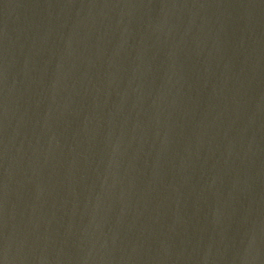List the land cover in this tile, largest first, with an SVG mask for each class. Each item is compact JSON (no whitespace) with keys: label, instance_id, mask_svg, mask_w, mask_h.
I'll return each instance as SVG.
<instances>
[{"label":"water","instance_id":"obj_1","mask_svg":"<svg viewBox=\"0 0 264 264\" xmlns=\"http://www.w3.org/2000/svg\"><path fill=\"white\" fill-rule=\"evenodd\" d=\"M0 264H264V0H0Z\"/></svg>","mask_w":264,"mask_h":264}]
</instances>
